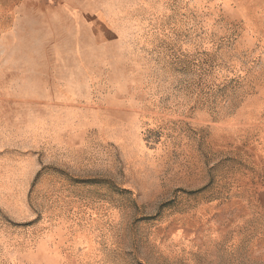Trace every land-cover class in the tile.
Here are the masks:
<instances>
[{
  "label": "rangeland",
  "instance_id": "rangeland-1",
  "mask_svg": "<svg viewBox=\"0 0 264 264\" xmlns=\"http://www.w3.org/2000/svg\"><path fill=\"white\" fill-rule=\"evenodd\" d=\"M0 264H264V0L0 10Z\"/></svg>",
  "mask_w": 264,
  "mask_h": 264
},
{
  "label": "crops",
  "instance_id": "crops-1",
  "mask_svg": "<svg viewBox=\"0 0 264 264\" xmlns=\"http://www.w3.org/2000/svg\"><path fill=\"white\" fill-rule=\"evenodd\" d=\"M58 5H60V0H0V10L11 9L14 13L29 7H35L40 10L41 7L51 8Z\"/></svg>",
  "mask_w": 264,
  "mask_h": 264
}]
</instances>
